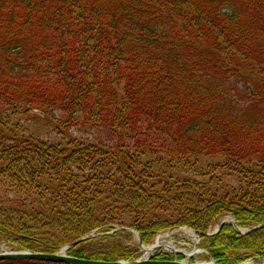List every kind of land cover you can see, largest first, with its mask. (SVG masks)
Listing matches in <instances>:
<instances>
[{
  "label": "trees",
  "instance_id": "1",
  "mask_svg": "<svg viewBox=\"0 0 264 264\" xmlns=\"http://www.w3.org/2000/svg\"><path fill=\"white\" fill-rule=\"evenodd\" d=\"M177 227L264 258V0H0V243L130 262Z\"/></svg>",
  "mask_w": 264,
  "mask_h": 264
},
{
  "label": "rangeland",
  "instance_id": "2",
  "mask_svg": "<svg viewBox=\"0 0 264 264\" xmlns=\"http://www.w3.org/2000/svg\"><path fill=\"white\" fill-rule=\"evenodd\" d=\"M30 129H32L33 132L37 133L38 135H41L43 138H47L48 134H49V130L47 129V126H44L43 123H39L38 121H34L31 122L29 124ZM215 163H217V161H210V162H206L205 163V168L202 170H200V172H198V174H195V178L199 181H206L208 182L210 180V178L212 177V175H210V173L208 174L206 165L211 164L214 165ZM203 173V174H202ZM201 175H207L203 178H201ZM215 175L217 177H219L222 186H228V187H237L238 186V182L236 180V178L234 177H227L224 174H222L221 172H216ZM217 182L216 180L213 182V184L215 185ZM10 196H14L11 195ZM134 241H137V238L133 236ZM163 240L166 242H173L175 245L178 246L179 249L182 250H186L184 252H191L195 250V245L197 244V240L191 239V237H189L187 234H185V232L183 231H176V232H170V233H164L163 235ZM199 248V247H198ZM209 261L206 258V255H202V256H197L195 257V261ZM187 262H189V260L187 259Z\"/></svg>",
  "mask_w": 264,
  "mask_h": 264
},
{
  "label": "water",
  "instance_id": "3",
  "mask_svg": "<svg viewBox=\"0 0 264 264\" xmlns=\"http://www.w3.org/2000/svg\"><path fill=\"white\" fill-rule=\"evenodd\" d=\"M225 224H227V222H223L222 226H224ZM235 228L241 231L236 225H235ZM258 228H254L245 233H250L253 230H257ZM196 234L200 235L199 232H196ZM86 239L87 238L83 239L82 241ZM77 244L78 243H75L72 246H76ZM140 244H142L141 239H140ZM69 248L70 247H65L60 253L54 254V255L33 253V252H28V251L0 253V260H7V261L34 260V261H44V262H53V263H61V264H183L181 262H158V261H153V260L136 261V262H117V263L86 261V260H79V259H75V258L67 256L66 251ZM253 261L264 262V259H253Z\"/></svg>",
  "mask_w": 264,
  "mask_h": 264
},
{
  "label": "bare ground",
  "instance_id": "4",
  "mask_svg": "<svg viewBox=\"0 0 264 264\" xmlns=\"http://www.w3.org/2000/svg\"><path fill=\"white\" fill-rule=\"evenodd\" d=\"M186 232H187V234L191 235L192 237H195L193 232H191V231H186ZM160 246L167 247L168 249H173V248H171L173 246H171L169 244H165V243L161 242L160 240H158V242L155 244V246L152 249L149 248V249H146V251H147V253H149L150 251H153ZM198 264H215V263L209 262V261L208 262H201L200 261ZM249 264H264V262L252 261Z\"/></svg>",
  "mask_w": 264,
  "mask_h": 264
}]
</instances>
